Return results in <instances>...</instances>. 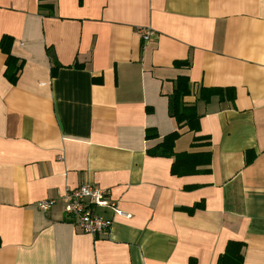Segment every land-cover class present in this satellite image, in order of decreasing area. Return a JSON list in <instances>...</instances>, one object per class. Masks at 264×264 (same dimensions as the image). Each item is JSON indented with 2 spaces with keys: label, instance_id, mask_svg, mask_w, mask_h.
Listing matches in <instances>:
<instances>
[{
  "label": "crops",
  "instance_id": "1",
  "mask_svg": "<svg viewBox=\"0 0 264 264\" xmlns=\"http://www.w3.org/2000/svg\"><path fill=\"white\" fill-rule=\"evenodd\" d=\"M3 34L24 63L10 83L0 51V264H217L229 241L264 264V0H0ZM181 75L228 89L184 98L197 131L168 113ZM175 130L209 172L150 153ZM85 183L126 214L94 207L104 234L63 211Z\"/></svg>",
  "mask_w": 264,
  "mask_h": 264
},
{
  "label": "trees",
  "instance_id": "2",
  "mask_svg": "<svg viewBox=\"0 0 264 264\" xmlns=\"http://www.w3.org/2000/svg\"><path fill=\"white\" fill-rule=\"evenodd\" d=\"M40 6V5H39ZM13 38L8 34H3L0 37V51L5 55V69L3 75L10 83H15L24 61L11 54V44ZM53 60L52 53H49ZM179 64L187 65V62H178ZM59 67V64L53 60L51 68V74H55V71ZM192 83L187 76L181 75L174 80V86L172 93L168 97V113L177 123L178 128L186 126L189 130L197 131L199 115L196 111L195 104L187 103L184 98L191 95V93L197 95V99L208 101L213 95H219L221 97L222 90L227 91L225 88L216 87H204L199 86L196 91L192 89ZM148 137H156L157 133H146ZM180 136L179 130H175L169 134L163 136L161 143H159L153 151L150 153L157 156L173 157L170 172L175 175H181L183 173H189L197 171V167L205 166L203 169H199L203 172H209L210 164V152H181L175 153L173 151V144L175 140ZM200 136L194 137L192 146L199 144ZM204 145L209 144V138ZM250 159V158H249ZM247 158V162L249 161ZM191 170V171H189ZM242 247L241 242L229 241L223 253L220 254L217 260V264H242V255L240 249Z\"/></svg>",
  "mask_w": 264,
  "mask_h": 264
},
{
  "label": "built area",
  "instance_id": "3",
  "mask_svg": "<svg viewBox=\"0 0 264 264\" xmlns=\"http://www.w3.org/2000/svg\"><path fill=\"white\" fill-rule=\"evenodd\" d=\"M140 32L145 41L153 33L149 28H142ZM107 195V189L87 183L75 188H67L61 195V199L68 221L84 233L104 234L109 227V221L97 214L94 207H107L119 215H126L116 207L115 202L108 201ZM55 203V198H44L36 202V206L39 210L46 212Z\"/></svg>",
  "mask_w": 264,
  "mask_h": 264
}]
</instances>
